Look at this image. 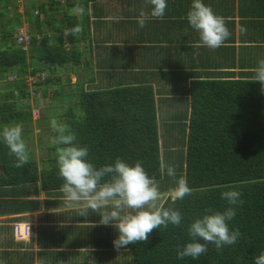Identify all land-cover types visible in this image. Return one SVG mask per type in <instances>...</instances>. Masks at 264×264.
<instances>
[{
    "label": "trees",
    "instance_id": "16d2710c",
    "mask_svg": "<svg viewBox=\"0 0 264 264\" xmlns=\"http://www.w3.org/2000/svg\"><path fill=\"white\" fill-rule=\"evenodd\" d=\"M12 1L14 4L7 5V0H0V27L5 25L3 13H7L9 23L14 24V29H9L0 39L4 47L0 50V82L6 79L11 85L10 91L0 93V129L18 124L23 131L32 116L22 76L47 70L55 72L53 68L63 66L80 68L88 65L86 61L92 54L91 47L86 46L88 34L70 31L71 25L77 23L75 15H69L72 8L76 11L74 0L66 1L65 10H62L60 0H35L28 5L26 0H21L20 5L16 0ZM81 5L78 3L77 8L86 17L83 13L87 5L85 3L83 8ZM20 9L24 12L21 26ZM51 15L61 18L59 32L50 25ZM260 16L264 18V14ZM85 22L82 21L83 27ZM23 25L33 35L28 52L14 45V35ZM82 41V48L89 54L80 51ZM140 49L150 54H168L169 51L156 45ZM203 50H210L218 57L222 54L229 63L228 68H221L220 63L208 56L195 68L176 62L166 65L150 62V67L158 66L159 69L146 77L145 73L129 72L136 60L119 65L117 59H113L108 60V65L105 54L104 64L98 62V67L111 71L98 72V85L85 91L80 89L78 107L67 109L64 125L75 135L74 143L89 149L87 159L96 168L113 164L117 157L130 165L141 162L148 176L157 181L160 193L167 194L163 206L173 207L183 215L180 226H162L153 230L147 242L123 247L120 259L114 264H254V258L264 251V92H261L259 81H252L253 69L258 63L239 57L240 71L235 74V61L232 62L230 55L233 48H201L198 52ZM243 52L247 53V50ZM136 54L139 59L141 55ZM155 80L156 86L152 84ZM95 82L92 74L83 80L87 87ZM172 94L182 100L180 104L175 103L177 110L173 115L182 107L179 128L185 150L184 154L163 157L157 105L159 108V105L168 104L176 109L168 102ZM62 99L70 103L71 96ZM51 135L55 133L51 131ZM50 150L56 153V146ZM15 163L16 157L9 154L8 147L0 140V166L3 167L0 190L12 192L5 195V199L0 198V214L39 211V192L47 195L44 204L48 206L57 202L50 198L64 196L57 155L46 160L42 168L31 153L29 162L23 167L16 168ZM169 166L175 169L176 179L186 178L191 189V194L183 200H172L174 178L167 175ZM232 189L242 194L243 201L242 205L236 206L235 217L228 221L230 229H239L241 233L237 242L221 249L209 243L207 252L198 259L177 258V246L190 240L188 224L205 214L206 209L224 211L228 204L221 193ZM113 208L109 207L107 211ZM103 230L106 229L99 228L100 232ZM108 259L112 260L111 254L99 262Z\"/></svg>",
    "mask_w": 264,
    "mask_h": 264
},
{
    "label": "crops",
    "instance_id": "0c3cea01",
    "mask_svg": "<svg viewBox=\"0 0 264 264\" xmlns=\"http://www.w3.org/2000/svg\"><path fill=\"white\" fill-rule=\"evenodd\" d=\"M74 1L76 11H72L73 8L70 11L77 18L75 20L77 23L72 24L71 28L79 27L81 31L76 33L78 35L88 34L89 39L86 46L91 47V54L97 58L100 65L104 64L105 54L108 65V60L113 59H117L119 65L136 60V65L129 72L138 70L136 75L145 73L146 77H149V74L155 73L159 69L158 66L150 67V62H164V65L167 62L170 64L176 62L187 68H195L196 64L203 63L208 56L209 59L214 58L216 62L220 63L221 68H228L229 63L224 60L222 54L218 57L213 55L210 50L198 52L199 49L206 47L199 46L198 33L191 28L187 21V12L190 10L192 0H166L168 7L162 19L150 16L149 0H83L84 3L82 0ZM78 3L83 5L86 3V11L83 13L87 14L86 17L81 14L82 11L78 10ZM203 3L210 6L215 14L225 18L230 36L221 48H233L230 55L232 62L235 61L233 69L235 74L240 71L239 57L256 60L257 63L264 59V18L260 16V14H264V0H203ZM83 5H81L82 8ZM142 11L149 15L143 28L137 22ZM82 21H86L84 27ZM154 38L155 40H153ZM154 45L169 49L168 54L163 52L150 54L144 49H140L144 46ZM83 46L84 42L82 41L81 47ZM180 48L184 50L181 52ZM244 49L247 50V53L243 52ZM136 53L141 55L139 59ZM102 70L111 71L109 68H102ZM153 82L154 86L158 85L157 80ZM2 170L3 167L0 166V171ZM11 194L9 189L7 191L0 190L1 199H5V195ZM39 194V211L19 215L0 214V238L8 237L11 240L9 247H17L23 252L24 259L22 261L28 260V264H77V262L80 264H114L118 262L112 261L117 256L116 251H119L120 255L124 251L123 247L117 249L113 245L118 232L111 223L109 225L99 223L100 213L106 212L109 207L114 206L113 204L110 203L108 207L101 208L98 212L92 211V217L84 216L85 218H83L80 213L77 217L75 213H71V216L65 212L57 214L59 209L57 202L54 201L55 204L52 206L45 205L44 200L47 199V195L41 192ZM161 195L164 194L161 193ZM44 210H51L53 223L42 225L36 223L38 228L34 233L32 222L37 220L39 213ZM83 219L100 224V228L106 229L98 232L95 243L91 242L92 246L100 245L101 252L85 250L83 245L87 240L82 236L89 233L90 230L86 231L88 226H83L84 221H81ZM25 228H28L26 236L18 237V233H23ZM100 233L105 237L107 235V239L104 240ZM99 239L103 240L101 244L98 243ZM5 244L7 245V243ZM104 248H107L108 251L103 252ZM2 253L0 251V254ZM89 253L94 254L92 259L83 260ZM101 254L106 256L111 254L112 260L99 262L102 259ZM71 257L76 261L67 259ZM94 257L96 259H93Z\"/></svg>",
    "mask_w": 264,
    "mask_h": 264
},
{
    "label": "clouds",
    "instance_id": "9594fccd",
    "mask_svg": "<svg viewBox=\"0 0 264 264\" xmlns=\"http://www.w3.org/2000/svg\"><path fill=\"white\" fill-rule=\"evenodd\" d=\"M32 1L35 2V0ZM149 3L150 16L162 19L168 7L166 0H149ZM148 18L149 15L145 12L140 13L137 22L141 28L145 26ZM187 21L198 33L199 46L215 50L222 47L230 36L225 18L215 14L210 6L203 3V0H192L190 10L187 12ZM23 28L25 27L19 28L17 32ZM70 31L76 33L81 29L76 27ZM17 47L23 51L21 47ZM29 49L30 47L23 52H28ZM253 71L255 75L252 81H259L261 92H264V59L259 61ZM45 75L46 71L22 76V82L29 94L28 102L31 98L41 99L39 89L45 84ZM35 85L38 88L32 90ZM50 126L55 133L51 143L56 146L59 177L63 180L61 191L65 195L66 206L80 205L84 209L98 212L99 209L108 207L110 203L113 204V210L100 213V223L103 225L111 223L116 228L118 236L113 241L115 248L147 242L153 230L162 226L167 228L169 224L181 225L182 213L173 207H165L159 203L161 197L159 185L154 178L148 176L141 162L137 161L134 165H130L117 157L113 164L96 168L87 159L89 149L74 143L76 137L68 131L67 125L53 119ZM158 135L161 150L159 120ZM0 140L8 147L9 154L16 157V168H21L29 162V152L20 125H5L0 129ZM167 175L174 178V187L171 188L173 201L183 200L185 196L191 194L186 178L181 176L176 179L173 167L167 168ZM241 195L234 189L223 191L221 197L228 204L224 211L206 209L205 214L193 219L187 227L190 240L183 246H177V258L198 259L207 252L209 243L214 244L217 249L236 243L241 233L239 229H230L228 221L235 217L236 206L242 205ZM124 209L130 211L125 212ZM26 234L27 232L23 237ZM17 236L20 237L19 233ZM254 264H264V251L254 258Z\"/></svg>",
    "mask_w": 264,
    "mask_h": 264
},
{
    "label": "rangeland",
    "instance_id": "374dc122",
    "mask_svg": "<svg viewBox=\"0 0 264 264\" xmlns=\"http://www.w3.org/2000/svg\"><path fill=\"white\" fill-rule=\"evenodd\" d=\"M32 0H26L25 4L28 5L31 3ZM7 5L14 4L12 0H7ZM62 10H65V5L62 4ZM34 11V9H33ZM20 15V24L21 26L23 24V17L24 14L23 9H20L18 11ZM73 12H69V15H73ZM3 22L5 23L4 26L0 27V39L1 36L5 35V33L9 29H14L13 23H9L7 13H3ZM61 18L55 17L54 15L49 17L50 25L53 27L54 31L59 32V28L61 26L60 22ZM23 27L26 28V25H23ZM24 28V29H25ZM32 35V34H31ZM88 45V44H87ZM4 49L3 47V41H0V50ZM86 52L89 54V51L83 49L80 46V51ZM88 62V65L84 64L80 68H73L72 66H65L69 68H60V69H52L55 72H50L49 70L46 71V81H44L45 84H43L40 87L41 91V99L31 98L28 103L31 110V116L32 121L27 126L26 129L22 131L23 138L26 140V145L28 148V152L31 153L35 160L39 163L40 168H42L43 163L48 160L49 158L56 156V153L51 151L50 148L54 146L51 143V126L50 122L51 120L55 119L58 123L64 124L66 121V113L67 109L73 107L77 108L79 103V90L82 89L83 91L92 89L95 85H98V72H103L98 67V60L95 56H92ZM63 69V70H61ZM66 71V72H65ZM136 72V74L139 72ZM45 74V72H44ZM91 74L96 78V82L91 85V87H87L88 85L86 83H83L84 79H89L91 77ZM67 77V79H66ZM13 80V79H11ZM9 81V80H8ZM46 86V87H45ZM38 86L35 85L32 90L37 89ZM11 85L5 80L0 82V93L10 91ZM44 89V90H42ZM2 91V92H1ZM45 91V93H43ZM71 96L70 103H66L65 100H63V97ZM171 105H175L176 102H181L182 100L179 99L178 96L171 95ZM23 103V101H22ZM31 104V105H30ZM180 104V103H179ZM176 108V106H174ZM176 109H173L171 106L167 105H157V114L159 112V123H160V136H161V154L164 157L168 154H174L178 155L180 153H183L184 147L182 145V138L179 132V127L182 125L181 117H182V107H179V111L173 115V112L176 111ZM173 115V116H172ZM172 116V117H171ZM43 117V118H42ZM164 167H166V164L164 163ZM65 197V196H64ZM165 198V195H161L159 203L162 204L163 200ZM42 199V197H41ZM57 200L58 204V211L57 214L66 213L69 216H71V213H75V216L77 217L79 213L85 218L84 216H90L92 217V210L91 209H84L82 206L78 205L75 207H68L65 203V198L62 197L53 198ZM45 211V212H44ZM41 211L37 217V220H33L32 224V230L35 233V229L38 228L36 226V223L38 224H44V223H53V218L51 215V210H44ZM124 211H130L128 209H124ZM85 219L81 220L84 221ZM79 221V222H81ZM83 226L86 227V231H89L86 235H83L82 238L86 239L87 242L84 243L85 250L87 251H96L100 250L99 246H92V243H95V240L98 238V232L99 228L101 227L100 224H97L92 221H84ZM40 225V226H41ZM92 228V230H91ZM10 237V235H8ZM104 240L107 239V236L103 235ZM100 240V239H99ZM98 240V241H99ZM22 242V241H17ZM7 243V245L5 244ZM9 243V244H8ZM11 243V240L6 237L4 239L0 238V251L2 253V258H0V264H28V260L22 261L23 258V252L19 250L17 247H9ZM110 249V248H109ZM108 251L107 248L103 249V252ZM110 251V250H109ZM22 252V253H21ZM112 252V250H111ZM117 252V256L113 258L112 261H118L121 257L119 251ZM94 254H87L85 255L84 259H92ZM100 257L105 260L106 255L101 254ZM26 258V256H25ZM71 261H76L75 258H67ZM93 259H96L94 257ZM43 260V259H42ZM45 260V259H44ZM43 260V261H44ZM47 261V260H45ZM55 263V261H53ZM104 262V261H103ZM52 263V262H51ZM97 263V262H95ZM77 264H80L77 262Z\"/></svg>",
    "mask_w": 264,
    "mask_h": 264
},
{
    "label": "built area",
    "instance_id": "2783aa9c",
    "mask_svg": "<svg viewBox=\"0 0 264 264\" xmlns=\"http://www.w3.org/2000/svg\"><path fill=\"white\" fill-rule=\"evenodd\" d=\"M16 1H17V4L20 5L21 0H16ZM66 1L67 0H60L61 4H64V5L66 4ZM34 14H37V12H34ZM32 38L33 36L30 35L27 28L25 29L23 28V29H20L15 35V42H16V45L21 47L23 51H26L31 46ZM25 232H28V228L24 229L23 233L19 234L20 237H22Z\"/></svg>",
    "mask_w": 264,
    "mask_h": 264
}]
</instances>
